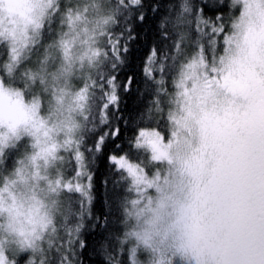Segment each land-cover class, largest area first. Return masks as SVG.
<instances>
[{"label":"snow or ice","instance_id":"obj_1","mask_svg":"<svg viewBox=\"0 0 264 264\" xmlns=\"http://www.w3.org/2000/svg\"><path fill=\"white\" fill-rule=\"evenodd\" d=\"M0 45V214L71 202L59 225L0 226V264H264V0H0ZM61 148L71 172L49 177ZM96 157L105 203L117 178L135 194L120 239L111 210L87 239Z\"/></svg>","mask_w":264,"mask_h":264},{"label":"trees","instance_id":"obj_2","mask_svg":"<svg viewBox=\"0 0 264 264\" xmlns=\"http://www.w3.org/2000/svg\"><path fill=\"white\" fill-rule=\"evenodd\" d=\"M148 3H152L153 0H146ZM139 30V29H138ZM147 32V27H145L144 32L141 33V39L139 42H135L132 45V56L130 61L132 64L136 65L139 63V58L143 54V37ZM3 45H0V49ZM0 58H2V51H0ZM129 103H134L130 100ZM127 138V133L125 134ZM134 151V150H133ZM135 159V158H133ZM93 174H94V202H93V214L99 218V224L89 222L90 228L88 229L86 235L89 241H95L100 235V231L104 228V215L110 210L113 211L114 215L112 217V224L114 227H119L121 229L117 239L123 237V233L127 230L124 223L123 216V206L127 200L134 198L135 194L128 191L129 182L126 179L117 178L119 183V192L121 195L117 197L113 204L109 205L105 203L107 200V189L105 186L106 181H112L114 177L110 172V165L108 164L106 157H96L93 159L92 163ZM71 172V167L67 171V174ZM117 217H119V224H117ZM98 247V246H97ZM107 247V244L104 245ZM102 252V250H101ZM84 264H101L105 260L103 254L97 251L93 253L89 251L87 257H80Z\"/></svg>","mask_w":264,"mask_h":264},{"label":"clouds","instance_id":"obj_3","mask_svg":"<svg viewBox=\"0 0 264 264\" xmlns=\"http://www.w3.org/2000/svg\"><path fill=\"white\" fill-rule=\"evenodd\" d=\"M11 86L15 87V84ZM76 135H78V130L74 132L73 138ZM30 143L29 141V147L27 149L29 152L31 151ZM58 155H62L65 159L57 160L54 164H50L47 167V175L49 177L54 178L58 173L67 175V171L70 168L69 154L61 148ZM22 156L23 152L21 153ZM41 164L43 165V161H41ZM52 200L55 203H52ZM70 203L69 194L63 191L55 194L51 199L45 192L37 191L34 199L29 198L23 203L19 214L12 217H9L6 213L0 214V226L14 228L16 232L12 233V236L14 238H20V232L30 233L33 229L39 231V220L45 213L51 218L53 224L59 225L63 222L65 210L70 206ZM130 223H134V221H130ZM0 235H3V233L0 232ZM46 235L47 232H45ZM37 243L42 247L46 246L43 240L37 241ZM13 250L19 251L15 244L9 245V254H12ZM28 251L30 252L31 249Z\"/></svg>","mask_w":264,"mask_h":264}]
</instances>
